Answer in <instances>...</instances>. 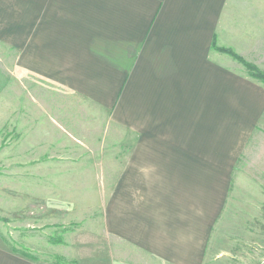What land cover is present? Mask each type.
I'll return each instance as SVG.
<instances>
[{
	"label": "crops",
	"instance_id": "0c3cea01",
	"mask_svg": "<svg viewBox=\"0 0 264 264\" xmlns=\"http://www.w3.org/2000/svg\"><path fill=\"white\" fill-rule=\"evenodd\" d=\"M214 39L264 69L252 53L264 44V0H0V74L54 86L123 129L99 229L137 264H202L264 113L260 84ZM81 235L76 264L127 263L103 250L82 257ZM12 252L0 241V264H35Z\"/></svg>",
	"mask_w": 264,
	"mask_h": 264
},
{
	"label": "rangeland",
	"instance_id": "374dc122",
	"mask_svg": "<svg viewBox=\"0 0 264 264\" xmlns=\"http://www.w3.org/2000/svg\"><path fill=\"white\" fill-rule=\"evenodd\" d=\"M215 41L214 51L264 91V69ZM254 45H259L252 49L254 57L263 61L264 44L259 40ZM244 50H251V45ZM4 53L3 67L8 70L12 57ZM3 73L0 241L35 264H76L71 240L79 232L82 257L103 250L113 260L137 264L141 259L134 251L99 229L109 189L118 176L114 162L123 155L110 149L125 143L123 129L107 121L104 112L54 86ZM202 264H264V113L232 167Z\"/></svg>",
	"mask_w": 264,
	"mask_h": 264
},
{
	"label": "trees",
	"instance_id": "16d2710c",
	"mask_svg": "<svg viewBox=\"0 0 264 264\" xmlns=\"http://www.w3.org/2000/svg\"><path fill=\"white\" fill-rule=\"evenodd\" d=\"M213 48H214V43H213ZM221 52H227V53H231L232 54V52L231 51H229V50H227V51H224L223 49H219ZM233 55V54H232Z\"/></svg>",
	"mask_w": 264,
	"mask_h": 264
}]
</instances>
